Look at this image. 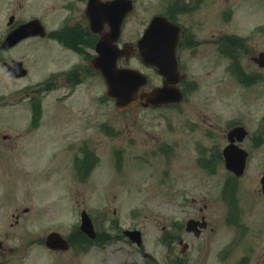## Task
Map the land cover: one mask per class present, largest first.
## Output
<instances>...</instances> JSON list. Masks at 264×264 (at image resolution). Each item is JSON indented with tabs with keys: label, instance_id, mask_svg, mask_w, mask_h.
Masks as SVG:
<instances>
[{
	"label": "rangeland",
	"instance_id": "1",
	"mask_svg": "<svg viewBox=\"0 0 264 264\" xmlns=\"http://www.w3.org/2000/svg\"><path fill=\"white\" fill-rule=\"evenodd\" d=\"M134 1V11L126 28L129 40L141 35L150 19L160 12L186 26H199L206 40L212 25L224 21L229 25V33L247 42L241 52H236L241 71L254 73L253 80L244 82L249 74L243 76L244 81L241 77L237 78L240 81L236 80L229 70L235 66L225 57L224 69H217L218 76L209 75L202 88L188 92L177 111L139 108L119 113L112 102L103 99L106 87L96 75L71 94L67 89H50L46 96L39 93L37 101L40 100L44 115L37 128L28 133L31 112L27 101L19 95L11 98V93L16 91L0 79L3 101L0 106V240L5 246L0 264H171L172 256L179 255L182 247L177 244L178 240L172 241L169 233L185 241L182 246H186V251L179 257L184 264H236L245 254L250 256L246 263L257 260L254 254L264 244L255 235L258 218L264 214L261 195L254 198L258 190L252 189L253 194L246 196L252 204L246 222L253 232L246 237L247 241L225 251L223 247L228 244L232 226L226 222L224 213L226 194L219 199L222 176L209 177L198 166L202 149L206 151L204 156L212 157L227 145L226 136L202 131L186 135L179 129L183 119L196 117V113L201 117L208 115L213 121H223L226 128L244 126L248 135L240 146L251 154L248 168L254 176L244 186L258 188V174L264 173V68L257 67L248 58L264 52V0ZM33 3V15L43 14V8L49 5L48 0L41 6L40 1L33 0ZM178 4L183 11L178 9ZM32 50L33 61L37 62L36 78L44 74L41 63L46 58L50 60L52 52L55 69L50 68L49 73L64 68L63 64L71 56L53 42L47 48L37 43ZM219 77H222L221 84L216 83ZM166 119L176 122L168 124L172 121ZM4 134L9 137L3 139ZM158 140L165 141L158 144L162 150L157 149ZM168 149L169 155L159 152ZM63 151H91L97 162L91 165L87 176L81 174L78 178L69 167L71 152L58 159L57 167L54 165L57 159L53 161L49 157L51 153ZM118 151L124 153L123 159L110 163ZM10 169L15 171L14 176ZM196 192L200 197L194 204L191 197ZM205 193L213 199L208 200L205 215H209L214 232L207 230L195 238L186 234L184 226H177L175 230L171 222L183 225L191 208L203 206L201 198ZM83 210L93 219L98 232L93 240L79 230L74 231ZM227 213L228 220L230 210ZM16 215H19L18 222ZM260 223L264 226L263 220ZM129 229L141 232L140 246L123 235V230ZM50 232L67 238L69 249L53 252L46 248L44 239ZM167 244L171 245L170 249ZM172 248L175 252L171 253ZM244 248L248 250L245 254Z\"/></svg>",
	"mask_w": 264,
	"mask_h": 264
},
{
	"label": "flooded vegetation",
	"instance_id": "2",
	"mask_svg": "<svg viewBox=\"0 0 264 264\" xmlns=\"http://www.w3.org/2000/svg\"><path fill=\"white\" fill-rule=\"evenodd\" d=\"M54 1L55 4L46 6L44 8L45 13L40 15L39 17L40 19L43 18L44 22L47 23V26L55 25V27L50 29V34L48 32L45 38L29 37L21 40L10 48L1 49V44L5 40L6 35L22 24H25L26 22L32 20L33 17L32 8L30 6L27 7L24 3V0H0V10H5L8 12L5 13V15H0V24H2V29L0 30V68H3V64L12 65L20 63L19 71L20 73H24L21 76L11 77L7 73L1 71L0 76L10 82H13L14 87H16V89L24 91L26 95H29L31 92H40L45 94L44 96H46L47 92L55 87L67 89L68 93L71 94L81 83H84L85 81H88L92 78L94 79L97 72L91 67V60L97 55V43L104 34L111 32L110 24L105 21L104 16L101 12H97L96 7L92 12H90V15L87 13V8L90 0ZM54 11L58 12V16L54 17L52 15V12ZM172 22L180 27V33L175 46V62L177 66L173 64V66H171V69L174 72V87L178 88L182 92L183 96H187L188 92H192L193 90L197 91L202 88L205 82V78H207L209 75H212L213 77L214 74H217V69L219 67H222L224 69L223 65L225 57L230 59L232 63L234 61L235 68L233 67L232 73L236 80H239L237 79L238 77H241L243 79V76H247L248 74L250 75V77H248L246 81H244L243 79V81L248 83L253 80L254 76H252V72H245V70L241 71V66L239 63V53H237L238 51L241 52L244 49L243 46L246 44H242L239 41H236L233 36H235L236 38L241 37L237 34L232 35L233 33H229V29L226 27L223 21H218L215 23V25H212L214 27L211 31V34L209 35V32L206 33L210 36H208L207 40L201 36V33L204 31L202 29H199V26H186L185 23H182L175 19L172 20ZM197 23L198 22H195L194 24ZM126 27L127 26L125 19L121 24L120 35L118 40L115 42V45L119 48H122L124 46L130 47L133 49V52L131 55L125 51L121 52L120 56H118L117 66L131 68L132 61H137L138 68L140 69L139 71H141L148 79L146 86L140 88L139 94L162 87L164 78L161 76L157 69H155L154 67L146 66L140 61L139 52L135 50V44L137 43L139 37L138 35H136L133 40H129V35L127 33ZM53 33H55L56 35L53 36ZM56 37H59V40ZM39 40L42 41V44L45 45L46 48L49 42H53L59 48L61 47V50L65 51L64 53H68L69 55H71L70 57H74L76 59L75 62L68 63L64 69L58 71L59 73H55L49 76V62H53L54 58L53 56L50 58V60L46 58L44 64L41 63L44 74L39 79H34L33 76L34 72L36 71L35 65L37 64V62L33 61L32 44L33 42H39ZM216 76H218V74ZM221 82L222 77H219L216 83L221 84ZM215 86L218 87V85ZM185 99L186 98H184L180 103L158 104L156 107H145L142 103H140L138 106L143 107L146 110L166 109L167 111H169L170 109L177 111L178 108L183 106L182 104L185 102ZM28 102L29 106H31V96L29 97ZM186 102L189 101L187 100ZM195 116L196 117L191 116L190 118H188V120L186 118L182 120L183 126H180V132L185 133L186 135H197L202 131L204 134L221 133L223 137H228V133L234 127L230 126L226 128L223 121H213L212 118L208 115L201 117L196 113ZM166 120L172 121L171 119ZM182 121L180 120L179 122ZM175 122L176 121L166 123L172 124ZM149 128L150 127H148L147 129ZM232 139L234 140L235 138L233 137ZM158 144H165V141H157V149L159 148V150H162V148H160ZM163 147L167 148V146ZM224 148L225 146L220 152L217 151V156H215L216 154H214L212 155V157H207V155L204 156L203 152L206 151L205 148H203V152L201 154V163L198 166L209 177L218 179L219 174L222 176L220 177L221 186L220 189H218L219 199L223 193L226 194V202H223L226 208V212L224 213L226 215V222L228 221V225L232 226L231 236L227 241L228 244H225L223 249L225 251H229L233 246H235V244L240 243L241 241H247L246 237L251 232H253L248 227V224L246 222V216L249 213L252 205L250 203V199H247L246 196L248 193L253 194L252 189L258 190V196H254V198L258 199L259 195H261L264 204V196L260 184L264 173L258 174V188L244 186V183L247 180H251L254 177L253 175L249 174L248 168V162L250 160L251 154L247 151L245 168L242 174L236 175L228 170L225 166L223 155ZM159 152L162 155H169L171 150L168 149L166 151ZM69 154L70 153L63 151L62 153H52L50 155L52 157V160L54 161V159L66 157ZM70 155L72 156V164L69 167L75 171L76 177H78V172L81 169V166L84 167V170L86 166H91L96 161V156L91 151L83 152L82 157L80 151H72ZM247 188L250 190H248ZM199 197L200 195L196 192L195 195L191 197V202L196 204V200ZM209 199L212 198L208 196V193H205V196H202L201 198L203 206H199L197 208L193 207L195 212H193V209L191 208L192 211H190L188 215H185L183 225H178L176 222H171L173 228H175L176 230L178 229L177 226H184L186 234L188 235L189 233L190 236L195 238H199L207 230L210 233H213L215 227L211 225L209 215H205ZM227 210H230L228 220ZM262 220L264 221V214H262L258 218L257 223L259 225V228L255 231V235L259 236L264 242V226H262V224L260 223ZM188 221L196 222L195 228H192V226H186ZM200 223H202L204 227L199 230L200 232L197 233L198 228L200 227ZM171 237L175 241L178 240L177 244L182 247V245L178 243L180 240H183L182 238L176 236L175 233H172ZM252 249L254 250V248ZM247 251L248 250L244 248V254ZM172 252H175V249L172 248ZM180 254L183 253L180 252ZM180 254L178 255L179 257L182 256ZM254 257H256L257 259L255 263H252V261L246 263L250 259V256L245 254V256L243 255V258L238 260L236 264H264V244L254 254Z\"/></svg>",
	"mask_w": 264,
	"mask_h": 264
},
{
	"label": "water",
	"instance_id": "3",
	"mask_svg": "<svg viewBox=\"0 0 264 264\" xmlns=\"http://www.w3.org/2000/svg\"><path fill=\"white\" fill-rule=\"evenodd\" d=\"M120 4V1L118 2ZM126 9V7H124ZM131 9V6L128 7V10ZM172 28H175L172 24H170L164 17L156 16L152 19L151 24L148 27V30L144 36V44L147 47L151 48L157 45V47H161L164 43H168L170 36L172 34ZM118 30V28H116ZM116 30V31H117ZM118 34V33H117ZM257 62L260 66L264 65V54L258 56ZM146 62L156 63V59L154 58H146L144 59ZM123 73H119V75L114 71H107L105 74L106 80L109 84L108 94L116 98V104L119 109H124L130 96L133 95L132 83L127 81ZM165 94L167 90H161ZM169 93V92H167ZM153 95V94H152ZM246 135V131L237 127L233 129L229 134L230 144L227 145L224 149L225 163L229 170L235 172L237 175L241 174L245 159L246 153L243 149L233 143V137H236L237 142H241ZM233 136V137H232ZM263 183V191H264V180ZM80 229L89 237H94V231L91 224L90 219L85 213L81 215V226ZM134 241L138 244L141 243L140 234L138 232H127ZM46 245L52 249H67L68 245L66 240H64L59 234L51 233L46 238Z\"/></svg>",
	"mask_w": 264,
	"mask_h": 264
}]
</instances>
